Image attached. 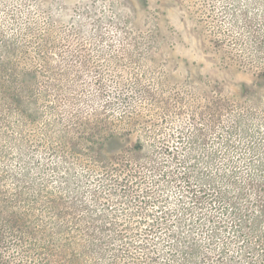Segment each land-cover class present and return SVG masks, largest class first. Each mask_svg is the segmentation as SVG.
Returning a JSON list of instances; mask_svg holds the SVG:
<instances>
[{
    "label": "rangeland",
    "instance_id": "obj_1",
    "mask_svg": "<svg viewBox=\"0 0 264 264\" xmlns=\"http://www.w3.org/2000/svg\"><path fill=\"white\" fill-rule=\"evenodd\" d=\"M0 203V264H264V0H0Z\"/></svg>",
    "mask_w": 264,
    "mask_h": 264
},
{
    "label": "trees",
    "instance_id": "obj_2",
    "mask_svg": "<svg viewBox=\"0 0 264 264\" xmlns=\"http://www.w3.org/2000/svg\"><path fill=\"white\" fill-rule=\"evenodd\" d=\"M173 174V177H176V176H179V174L178 173H175V172H173L172 173ZM185 175H182L180 178L185 182V183H188L189 185H188V187L190 188L189 190H190V192H191V194H192V197L194 196V198H196V200L197 201H201L202 200V191H201V189L200 188H196L191 182H190V180H189V178H190V176H189V173L187 172V173H184ZM249 182V181H248ZM190 183L192 184V185H190ZM256 188H258L259 189V187H256ZM123 195L124 196H133V189L131 188V187H128V189L126 190V193H123ZM7 203H9V202H7ZM4 203H0V207L1 208H3L4 207V205H3ZM244 211L246 212V213H244ZM244 211H243V213L242 214H240L239 213V210L238 211H235L234 213H235V215L236 216H238V218H242L241 217V215H253L250 211H248L247 209L245 210L244 209ZM3 212H4V209H0V228L3 226V224L6 222L5 220H4V218L3 217H1V214H3ZM18 215H16L15 217H14V220H17L18 221ZM259 220V216L258 215H255L254 216V220L253 221H251L250 222V228H255L256 227V225H258V223H257V221ZM10 221H13L12 219H8V222H10ZM241 225V224H240ZM242 226V225H241ZM241 226H240V228H241ZM0 233H1V231H0Z\"/></svg>",
    "mask_w": 264,
    "mask_h": 264
}]
</instances>
